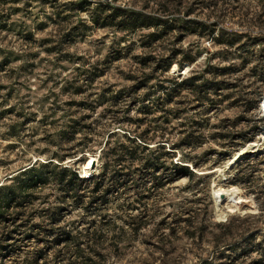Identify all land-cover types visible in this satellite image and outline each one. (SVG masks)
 <instances>
[{
	"label": "rangeland",
	"instance_id": "1",
	"mask_svg": "<svg viewBox=\"0 0 264 264\" xmlns=\"http://www.w3.org/2000/svg\"><path fill=\"white\" fill-rule=\"evenodd\" d=\"M263 101L264 0H0V264H264Z\"/></svg>",
	"mask_w": 264,
	"mask_h": 264
},
{
	"label": "trees",
	"instance_id": "2",
	"mask_svg": "<svg viewBox=\"0 0 264 264\" xmlns=\"http://www.w3.org/2000/svg\"><path fill=\"white\" fill-rule=\"evenodd\" d=\"M51 163V162H48ZM48 163H43L35 166H31L28 169H25L21 172L19 176L11 178V182L6 185L0 186V216H2L3 212L6 211L11 203H15L19 205L17 202L19 199L25 200L28 199L31 195L29 194V190L36 188L38 185H42L45 183L47 178H45L44 169L48 168ZM62 178L66 177L67 170L64 167L61 170ZM192 172L187 169V167H183L179 173L180 176L191 177ZM74 179H81L77 177V173L70 172L68 177V181H72ZM71 238L67 236V238L61 240L62 242H68ZM76 251L74 252L75 259L78 260L79 264H94V262L85 256H83L82 249L79 245H76Z\"/></svg>",
	"mask_w": 264,
	"mask_h": 264
},
{
	"label": "bare ground",
	"instance_id": "3",
	"mask_svg": "<svg viewBox=\"0 0 264 264\" xmlns=\"http://www.w3.org/2000/svg\"><path fill=\"white\" fill-rule=\"evenodd\" d=\"M263 105H264V101H263ZM239 156L240 154L236 153L233 156V160L238 159ZM94 160H96V157L94 155H91V154L87 155L86 160L81 164V170L79 171L81 175L83 176L89 175L94 171L93 168L91 167V162ZM222 196H224L223 201H225L227 206L229 207L241 209L246 204V200L239 197L238 190L235 187H231L227 189L217 188L213 190V197L216 201L219 198L222 199L221 198Z\"/></svg>",
	"mask_w": 264,
	"mask_h": 264
},
{
	"label": "water",
	"instance_id": "4",
	"mask_svg": "<svg viewBox=\"0 0 264 264\" xmlns=\"http://www.w3.org/2000/svg\"><path fill=\"white\" fill-rule=\"evenodd\" d=\"M95 164H96V161H95V160L92 161V162H91V167L94 168V167H95ZM221 198L224 199V196H222Z\"/></svg>",
	"mask_w": 264,
	"mask_h": 264
}]
</instances>
